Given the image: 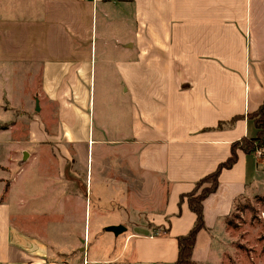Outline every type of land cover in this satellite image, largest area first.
Returning a JSON list of instances; mask_svg holds the SVG:
<instances>
[{
  "label": "crops",
  "instance_id": "1",
  "mask_svg": "<svg viewBox=\"0 0 264 264\" xmlns=\"http://www.w3.org/2000/svg\"><path fill=\"white\" fill-rule=\"evenodd\" d=\"M263 97L264 0H0V264H174ZM260 176L264 148L220 171L195 263Z\"/></svg>",
  "mask_w": 264,
  "mask_h": 264
},
{
  "label": "rangeland",
  "instance_id": "2",
  "mask_svg": "<svg viewBox=\"0 0 264 264\" xmlns=\"http://www.w3.org/2000/svg\"><path fill=\"white\" fill-rule=\"evenodd\" d=\"M15 101L17 106L23 109L30 102L29 95L20 96ZM261 155L262 153L259 156ZM6 169L8 172L5 175L10 177L16 169L11 160ZM36 171L41 172L39 167ZM43 182L40 180L38 183H34V189H41L44 186ZM26 183L24 185H28L29 188L33 185L31 180ZM255 185V191H249V189L239 197L231 213L224 222L219 223L224 228L217 237L218 243H214L212 247L213 254H211L209 264H264V178L258 177ZM103 230L105 239L103 242L102 239H98V242H102V245L105 246L104 255H106V253L113 252L115 245L112 242H107L112 240L108 229ZM110 235L114 236L112 233ZM92 240L93 238L90 239V241Z\"/></svg>",
  "mask_w": 264,
  "mask_h": 264
},
{
  "label": "trees",
  "instance_id": "3",
  "mask_svg": "<svg viewBox=\"0 0 264 264\" xmlns=\"http://www.w3.org/2000/svg\"><path fill=\"white\" fill-rule=\"evenodd\" d=\"M246 116L253 121L256 129L255 135L242 136L233 141L230 145V154L228 157L224 161L219 162L211 172L197 180L193 188L181 196V198L185 197L189 209L195 214V220L185 234L176 237L177 257L174 264L195 263L191 258V252L198 231L204 227L202 201L207 195L216 190L220 171L223 168H230L235 163L238 150L246 154H251L255 153L258 149L264 148V97L259 106L254 111L247 113ZM241 117L243 115H234L227 121H219L217 127L229 126ZM8 126L9 123H2L0 124V129H5Z\"/></svg>",
  "mask_w": 264,
  "mask_h": 264
},
{
  "label": "water",
  "instance_id": "4",
  "mask_svg": "<svg viewBox=\"0 0 264 264\" xmlns=\"http://www.w3.org/2000/svg\"><path fill=\"white\" fill-rule=\"evenodd\" d=\"M27 157V152L26 151H22V161H24ZM118 230H123V227H118Z\"/></svg>",
  "mask_w": 264,
  "mask_h": 264
},
{
  "label": "built area",
  "instance_id": "5",
  "mask_svg": "<svg viewBox=\"0 0 264 264\" xmlns=\"http://www.w3.org/2000/svg\"><path fill=\"white\" fill-rule=\"evenodd\" d=\"M256 152L260 155L262 153V149H258Z\"/></svg>",
  "mask_w": 264,
  "mask_h": 264
}]
</instances>
